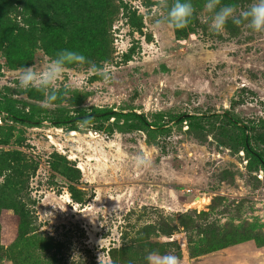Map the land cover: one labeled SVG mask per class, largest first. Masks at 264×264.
I'll return each instance as SVG.
<instances>
[{
	"label": "rangeland",
	"instance_id": "rangeland-1",
	"mask_svg": "<svg viewBox=\"0 0 264 264\" xmlns=\"http://www.w3.org/2000/svg\"><path fill=\"white\" fill-rule=\"evenodd\" d=\"M123 1L137 9L143 31L129 25L121 8L112 22L110 58L66 66L58 87L73 89L51 107H41L40 92L20 90L18 76L28 66L42 70L54 58L38 49L28 65H13L0 51V104L44 120L30 126L0 115L1 152L20 150L37 165L27 188L33 229L26 235L63 244L59 256L65 264H147L150 252L171 253L162 244L172 238L181 245V264H264V245L255 239L192 256L199 235L182 226L188 214L204 223L198 215L207 212L208 221L248 225L264 238V171L238 151L242 131L222 116L229 112L245 123L264 119V33L231 21L224 33L210 32L205 2L194 7L193 31L188 25L182 35L156 0ZM254 2L221 0V6L232 4L239 12ZM101 68L110 70L107 80L96 74ZM107 107L143 112L165 125L128 131L124 120L112 118L102 130L80 124L78 131L47 119L52 109L75 115ZM179 114L197 115L205 129L170 121ZM252 132L264 135V127ZM255 146L264 151V144ZM141 152L151 158L150 168L135 166ZM67 166L78 169L79 178L67 177ZM161 214L178 226L173 237L152 235L149 240L161 244L154 248L135 245L131 238ZM17 218L11 207L1 209L0 264H14L8 255L20 233ZM41 242H35L40 254ZM113 247L124 249L115 259L109 254Z\"/></svg>",
	"mask_w": 264,
	"mask_h": 264
},
{
	"label": "trees",
	"instance_id": "trees-1",
	"mask_svg": "<svg viewBox=\"0 0 264 264\" xmlns=\"http://www.w3.org/2000/svg\"><path fill=\"white\" fill-rule=\"evenodd\" d=\"M225 1L238 4L247 0ZM170 2L172 4L173 0ZM205 2L206 0H191L194 7H200ZM121 8L129 25L134 30L142 32L144 24L137 9L123 0L119 4L116 0H0V51L11 64L21 66L32 62L38 49H42L52 58H55L58 51L67 49L83 54L91 63L106 61L111 56L112 22ZM188 27L193 31L190 23ZM179 32L186 35L188 30L185 27L179 29ZM4 104H0V115L5 113L15 122L37 126L44 121L36 118L34 114L16 111L10 103L8 106ZM222 116L242 131L238 137L241 145L238 151L246 154L251 167L256 163L259 166L257 168L264 171V151H259L255 146V144H264V135L255 136L252 132L259 126L264 127V119L245 123L229 112L223 113ZM197 117L189 114L172 115L170 121L187 122L191 127L205 129L195 121ZM112 118L114 121L124 120L123 126L128 131H153V127L161 128L165 125L149 121L143 112L117 110L112 107L91 111L81 110L75 115L64 113L60 109H52L47 119L55 125H67L70 129L81 131L80 124L87 128L102 130ZM221 134L224 135L222 132ZM1 142L4 143V140ZM220 142L228 145V140L221 138ZM237 148L233 147L235 151ZM36 167L32 157L20 150L4 152L0 150V176L5 175L4 171L8 172L5 182L0 186V213L3 207H11L18 217L20 231L17 240L10 247L8 257L14 264H65L64 258L59 256L63 244L54 243L51 236L43 237L35 233L26 235L33 229L31 212L28 208L30 203L28 201H31V198L27 188L30 175ZM65 172H67L65 175L71 179L79 178L78 169L67 166ZM79 200L81 201L80 198ZM151 208L152 211L157 209L154 206ZM198 216L204 218L205 222L195 223L190 214L182 219V226L188 233L195 231L199 235L196 240L191 238L197 244L191 250L192 256L218 251L250 239H255L259 245H264V238L254 234L248 225H219L217 221L206 220L209 216L207 212H201ZM177 231L178 226L161 214L159 220L145 224L139 230V234L131 240L137 246L154 248L161 244L150 241L152 235L172 238ZM143 240L148 242L143 245ZM37 241H42L41 245L39 244L41 250L45 251L42 254L36 252ZM127 244L128 242H124L122 246ZM162 245L168 251L170 249L172 254L181 257L182 248L177 239L172 238ZM122 250L124 249L113 247L109 254L115 259Z\"/></svg>",
	"mask_w": 264,
	"mask_h": 264
},
{
	"label": "clouds",
	"instance_id": "clouds-1",
	"mask_svg": "<svg viewBox=\"0 0 264 264\" xmlns=\"http://www.w3.org/2000/svg\"><path fill=\"white\" fill-rule=\"evenodd\" d=\"M160 9H167L164 19L167 23L177 29L185 28L191 22L195 8L191 0H173L171 6L169 0H156ZM204 10L211 15L208 17L209 31L215 34H222L229 21L236 26L247 24L254 32L264 33V0H255L246 10L239 11L235 5L226 4L221 6V0H206ZM159 26L162 21L157 20ZM91 63L87 58L78 52L71 50H60L42 70H34L28 66L18 76V88L22 91L36 90L44 96L41 107H51L58 97L66 96L73 86L64 84L63 88L58 87V83L68 65H84ZM96 74L107 80L110 70L107 68L97 69ZM137 168H150L151 158L147 153L141 152L134 158ZM147 264H181V258L172 253H160L159 251L150 252L146 256Z\"/></svg>",
	"mask_w": 264,
	"mask_h": 264
},
{
	"label": "bare ground",
	"instance_id": "bare-ground-1",
	"mask_svg": "<svg viewBox=\"0 0 264 264\" xmlns=\"http://www.w3.org/2000/svg\"><path fill=\"white\" fill-rule=\"evenodd\" d=\"M207 201V200H206Z\"/></svg>",
	"mask_w": 264,
	"mask_h": 264
}]
</instances>
